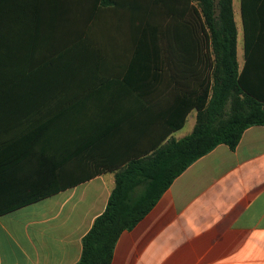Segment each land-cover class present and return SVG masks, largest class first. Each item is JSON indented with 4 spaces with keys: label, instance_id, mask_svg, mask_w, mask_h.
Masks as SVG:
<instances>
[{
    "label": "crops",
    "instance_id": "obj_1",
    "mask_svg": "<svg viewBox=\"0 0 264 264\" xmlns=\"http://www.w3.org/2000/svg\"><path fill=\"white\" fill-rule=\"evenodd\" d=\"M86 1L91 7L100 2ZM261 4L247 0V6ZM233 5L244 36V0ZM115 6L116 0L101 5L88 38L101 13ZM11 24L12 6L0 9V40ZM84 50L87 59L102 60L99 49L84 46L48 79L61 72L77 79ZM135 63L111 86L86 96L72 116L68 110L49 116L48 140L42 137L48 129L40 133L48 121L31 128L19 109L12 111L11 129L10 102L0 95V264H77L117 172L193 133L196 109L181 129L169 130L182 116L186 88L178 85L174 97L154 96L153 78L167 68ZM30 131L29 143H14ZM112 264H264V126L247 129L235 151L219 145L184 171L144 219L121 235Z\"/></svg>",
    "mask_w": 264,
    "mask_h": 264
},
{
    "label": "trees",
    "instance_id": "obj_2",
    "mask_svg": "<svg viewBox=\"0 0 264 264\" xmlns=\"http://www.w3.org/2000/svg\"><path fill=\"white\" fill-rule=\"evenodd\" d=\"M194 1L199 10L195 30L208 74L199 82L198 90L186 89L182 116L169 123V130L181 129L192 109L198 112L195 129L183 140L172 139L117 172L105 211L82 240L77 264H112L121 235L144 219L184 171L219 145L235 151L247 129L264 126V56H260L256 44L257 27L261 26L255 16L247 15L251 7L244 0V28L250 50L241 68L233 0ZM102 4L106 5V0L93 7L86 0H0V9L12 6L13 17V24L7 26L0 40V95L10 102L11 129L16 120L12 111L16 109L23 112L25 121L35 113L46 112L45 97L33 98L38 83L87 46ZM21 96L27 99L15 105ZM32 133L14 143L26 145Z\"/></svg>",
    "mask_w": 264,
    "mask_h": 264
},
{
    "label": "rangeland",
    "instance_id": "obj_3",
    "mask_svg": "<svg viewBox=\"0 0 264 264\" xmlns=\"http://www.w3.org/2000/svg\"><path fill=\"white\" fill-rule=\"evenodd\" d=\"M262 2L259 6H249L251 11L247 13L249 18L250 15L257 18L262 29L257 27L256 35L260 56H264V0ZM197 13L199 10L194 0H116L115 7L101 13L87 44L89 48L99 49L102 60L87 59L88 52L84 50L85 57L78 66L77 79L61 72L41 84L33 98L45 97L48 115L40 121H37L38 117L26 120V125L32 128L34 123L40 127L48 121L40 131L48 129L42 136L48 140V132L52 130L49 126L53 124L49 116L59 112L62 117L67 110L72 116L75 109L85 105L86 96L96 93L104 84L111 86L112 80L132 68L129 66L134 62L146 68L162 60L161 65L167 68L163 75L153 78L154 96L174 97L178 85L179 90L182 85L190 92L197 90L199 82L208 74L202 64L201 39L195 30ZM238 15V59L242 66L250 49ZM156 44L159 45L157 48ZM149 80L150 76L146 82Z\"/></svg>",
    "mask_w": 264,
    "mask_h": 264
}]
</instances>
